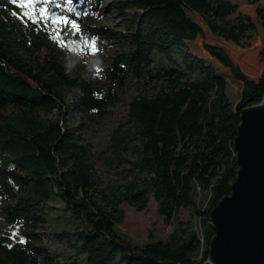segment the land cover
<instances>
[{
    "label": "trees",
    "instance_id": "trees-1",
    "mask_svg": "<svg viewBox=\"0 0 264 264\" xmlns=\"http://www.w3.org/2000/svg\"><path fill=\"white\" fill-rule=\"evenodd\" d=\"M67 4L48 0V12L72 18L104 6L117 13L113 26H119L85 23L80 34L36 14L42 25L37 32L29 18L19 26L10 16L22 12L17 3L0 0V218L14 236L0 233V264H203L214 234L210 212L230 194L238 173L233 141L241 109L263 98L264 73L251 78L225 48L204 43L242 82L232 103L227 81L190 47L204 31L187 10L235 43L255 22L241 13L232 19L238 5L230 0ZM256 14L264 27V6ZM49 30L72 38L109 34L120 46L109 66L111 82L97 86L89 76L71 74L55 50H45L42 38ZM259 56L264 61V44ZM149 78L158 89L130 97L126 120L111 130L99 153L83 142L82 123L69 125L77 115L103 117L117 99L115 84L131 88ZM8 106L20 114L5 115ZM39 108L62 113L64 124L38 117ZM98 159L118 175L115 181L103 184ZM151 198L174 229L165 239L133 242L117 229L125 216L120 205L143 210ZM183 208L196 217L193 226H182Z\"/></svg>",
    "mask_w": 264,
    "mask_h": 264
},
{
    "label": "rangeland",
    "instance_id": "rangeland-1",
    "mask_svg": "<svg viewBox=\"0 0 264 264\" xmlns=\"http://www.w3.org/2000/svg\"><path fill=\"white\" fill-rule=\"evenodd\" d=\"M238 5L237 11L231 15L234 19L238 14L249 15L256 24V28L246 32L245 37L240 43H235L232 40H227L222 36L216 35L210 31V29L204 24L201 17L187 10L188 14L198 21L204 33L199 35L194 41H190V47L197 52L201 57L205 58L207 62L213 64L219 78L227 81V92L232 103L239 100L241 96L242 82L233 77L228 67L224 66L211 56L204 46V43H211L220 45L225 48L234 62L239 64L241 69L251 78H257L264 73V61L260 59L259 51L264 44V27L261 25L260 19L256 14V7L264 6V0H259L257 3H249L248 0H230ZM18 4V3H17ZM21 8L20 13H11L10 16L18 23L19 26L26 24V19L36 23V29H41L42 25L39 22L33 20L30 16L26 15V12L33 11V9L18 4ZM93 10L88 9L89 12L77 13L76 17H72L77 21L79 25V32L82 34V27L85 23H91L96 26H113L114 20L117 18V13H106L105 7L93 6ZM95 9V10H94ZM50 13V12H49ZM34 14L41 15L39 7L35 8ZM60 16H65L58 11L51 12L49 18L51 21L61 23L58 19ZM41 18L45 19L43 16ZM65 24V23H62ZM119 23L113 27H118ZM70 25V24H69ZM71 26V25H70ZM25 34L28 32L24 28H21ZM54 29V28H53ZM43 31L45 29H42ZM76 30V29H75ZM51 30L46 33L42 38V42L47 44L46 49L55 50L57 59L64 65L67 70L74 75L89 76L94 85L101 86L111 82L109 76L110 64L113 61V54L120 46L117 41L112 39L109 34L101 33L95 36L96 47L98 50H88V44L91 39L82 37L79 38L66 37L63 33L52 32ZM42 33V32H41ZM45 33V32H43ZM27 41V40H26ZM28 44V43H27ZM28 57V55H26ZM32 61L39 58L37 52L33 51L31 54ZM155 66V65H154ZM123 84L114 86L118 88L116 101L108 107L107 113L101 116H93L90 119L87 117L82 118L77 115L69 125H77L82 123V128L79 130L83 142L89 144L92 150L96 153L104 149L107 139L111 133V130L117 126L120 122L126 120V113L128 109V101L132 95L137 93H152L156 91L154 81L149 79H143L140 84ZM35 114L42 119H54L64 124V115L57 110L51 112L39 108L36 109ZM5 115L16 116L20 114V108L15 106H8L3 109ZM99 153V152H98ZM98 165L100 166V176L103 184L112 183L116 180L118 175L110 173L106 170V166L98 159ZM119 180V179H118ZM117 180V182H118ZM124 209V220L117 225L118 231L128 237L130 240L136 243H143L145 241L154 239H165L168 237L174 229L173 223H168L164 220L163 216L157 211V202L154 198L148 202L147 208L143 210H137L134 206L123 202L120 205ZM182 226H193L197 221L190 209L183 208L179 213ZM7 223L0 218V233L4 232L12 239L14 236L5 229ZM15 229V228H14ZM43 229V228H42ZM206 262H204L205 264Z\"/></svg>",
    "mask_w": 264,
    "mask_h": 264
},
{
    "label": "water",
    "instance_id": "water-1",
    "mask_svg": "<svg viewBox=\"0 0 264 264\" xmlns=\"http://www.w3.org/2000/svg\"><path fill=\"white\" fill-rule=\"evenodd\" d=\"M240 117L233 141L238 173L210 212L214 234L205 264H264V96Z\"/></svg>",
    "mask_w": 264,
    "mask_h": 264
},
{
    "label": "snow or ice",
    "instance_id": "snow-or-ice-1",
    "mask_svg": "<svg viewBox=\"0 0 264 264\" xmlns=\"http://www.w3.org/2000/svg\"><path fill=\"white\" fill-rule=\"evenodd\" d=\"M13 2L33 9V11L26 12V15L30 16L34 20L40 18L34 14L36 7L40 8L41 16H43L45 19H47L50 15V13L48 12V0H13ZM71 3L72 0H68V4L65 6L67 7L68 5H71ZM69 10H71V8H69ZM58 19L60 20L61 23L70 24L74 29L79 30V25L76 20L71 19L66 15L60 16ZM88 50H93V51L98 50L96 47V41L94 37L91 39V41L88 44Z\"/></svg>",
    "mask_w": 264,
    "mask_h": 264
}]
</instances>
